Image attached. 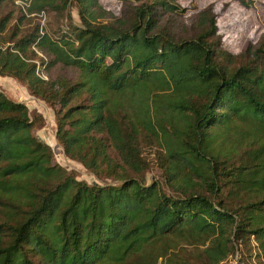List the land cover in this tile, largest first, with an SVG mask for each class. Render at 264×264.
<instances>
[{"label": "trees", "instance_id": "trees-1", "mask_svg": "<svg viewBox=\"0 0 264 264\" xmlns=\"http://www.w3.org/2000/svg\"><path fill=\"white\" fill-rule=\"evenodd\" d=\"M19 1L0 0V76L108 183L55 163L40 118L0 92V264H264V37L228 52L212 5Z\"/></svg>", "mask_w": 264, "mask_h": 264}, {"label": "rangeland", "instance_id": "rangeland-1", "mask_svg": "<svg viewBox=\"0 0 264 264\" xmlns=\"http://www.w3.org/2000/svg\"><path fill=\"white\" fill-rule=\"evenodd\" d=\"M175 1L181 8L186 9L185 17L187 19L193 18L201 10L212 5L213 11L217 16L218 35L221 38L222 46L232 54L241 53L248 44H256L264 37V0H245L248 2V6H243L239 0ZM99 3L104 9L113 11L119 10L121 6L118 0H99ZM69 13L72 20L75 23H79L76 8H71ZM61 20V15L48 12L43 18H38L36 22L44 24L45 30L48 32H53L57 27L65 23V21ZM22 28H29V23ZM0 92L8 99L24 104L32 118H40L41 123L32 130V134L51 148L55 163L68 171L74 172L78 180H83L87 183H108V181L99 182L80 163L72 161L64 155L56 139L55 109L31 96L27 88L12 77L0 76ZM146 155L153 165L149 175H147L149 180L151 176H157L158 173L154 167V155L149 151ZM240 258L241 256L236 254L224 264H242Z\"/></svg>", "mask_w": 264, "mask_h": 264}, {"label": "built area", "instance_id": "built-area-1", "mask_svg": "<svg viewBox=\"0 0 264 264\" xmlns=\"http://www.w3.org/2000/svg\"><path fill=\"white\" fill-rule=\"evenodd\" d=\"M30 0H21V1H19L18 3L21 5V6H26V5H28V2H29Z\"/></svg>", "mask_w": 264, "mask_h": 264}]
</instances>
